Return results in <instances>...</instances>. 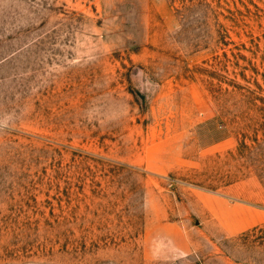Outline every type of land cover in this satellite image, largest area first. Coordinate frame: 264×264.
<instances>
[{
  "label": "rangeland",
  "instance_id": "rangeland-1",
  "mask_svg": "<svg viewBox=\"0 0 264 264\" xmlns=\"http://www.w3.org/2000/svg\"><path fill=\"white\" fill-rule=\"evenodd\" d=\"M0 264H264V0H0Z\"/></svg>",
  "mask_w": 264,
  "mask_h": 264
}]
</instances>
